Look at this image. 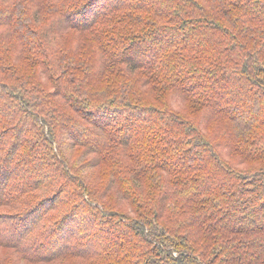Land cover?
<instances>
[{"label": "trees", "instance_id": "obj_1", "mask_svg": "<svg viewBox=\"0 0 264 264\" xmlns=\"http://www.w3.org/2000/svg\"><path fill=\"white\" fill-rule=\"evenodd\" d=\"M49 263L264 264V0H0V264Z\"/></svg>", "mask_w": 264, "mask_h": 264}, {"label": "rangeland", "instance_id": "obj_2", "mask_svg": "<svg viewBox=\"0 0 264 264\" xmlns=\"http://www.w3.org/2000/svg\"><path fill=\"white\" fill-rule=\"evenodd\" d=\"M220 95L221 94H219V96ZM177 101H178L177 98L175 99V101L174 100L171 101V104L174 107V109L179 112L187 111L186 106H184L185 103L184 102L179 103ZM68 155L73 160H75L78 164H80V165L78 164L76 165L78 166L79 170L83 174L85 173L87 174V172L92 174L94 184H97L101 187H105L106 185L105 180H103V178L98 177L97 175L98 170L94 167H91L89 164H87V160L91 158V155H89V152H85L82 150V148H79V147H73V148H70V150H68Z\"/></svg>", "mask_w": 264, "mask_h": 264}]
</instances>
